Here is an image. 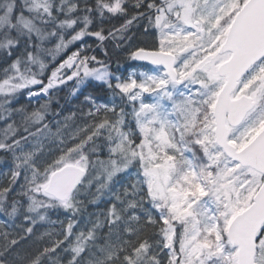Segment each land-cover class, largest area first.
Returning <instances> with one entry per match:
<instances>
[{"label": "snow or ice", "instance_id": "6c2138e0", "mask_svg": "<svg viewBox=\"0 0 264 264\" xmlns=\"http://www.w3.org/2000/svg\"><path fill=\"white\" fill-rule=\"evenodd\" d=\"M0 64V264H264V0H0Z\"/></svg>", "mask_w": 264, "mask_h": 264}, {"label": "trees", "instance_id": "16d2710c", "mask_svg": "<svg viewBox=\"0 0 264 264\" xmlns=\"http://www.w3.org/2000/svg\"><path fill=\"white\" fill-rule=\"evenodd\" d=\"M113 23L114 24H118L119 21H113ZM87 43L95 45L96 41H94L93 39H89L87 41ZM106 46L107 47H111V45H106ZM89 54L90 55H96L98 58H101V59L103 58V55H104L103 52L99 48H97L94 52H91ZM57 60H59V59H57ZM55 63H57V61L53 62V64H55ZM122 63H123V61H122ZM3 66L4 65L0 64V67H3ZM133 66H135V64L132 63V62H129L128 64H125V69H126L125 74H127V72L129 71L130 67H133ZM91 91H93V89L88 88V89L85 90V94H87L88 92H91ZM68 92H69L68 88H63L62 91L54 94L55 100L59 101V106H61L60 110L62 111L63 115H68L70 112L76 111L77 108L81 105V102L83 101V95H80L78 97H72V96L68 95ZM98 95L102 99L110 98V97H106L105 93L102 92V91L99 92ZM37 102H38V104H37L36 107H38L39 104L44 103L43 100H40V102L39 101H37ZM19 104H24L25 106H27L29 108V110H31L33 107H35L33 101L29 102L27 100L26 94H24V95L19 97ZM56 107H57V105L55 104V101H54L53 108H56ZM59 118L60 117H58V119ZM10 164H11V162L9 160L7 163L0 165V172L5 171L8 167H10ZM104 207H105V204L103 202H101L100 208H104ZM94 210L95 209H90V211H94ZM58 218L63 219L62 216L61 217H57L56 215H52V219L53 220H56ZM51 228H52V226L44 225V226L39 228L37 234L39 235V233L45 232L47 230H51Z\"/></svg>", "mask_w": 264, "mask_h": 264}, {"label": "rangeland", "instance_id": "374dc122", "mask_svg": "<svg viewBox=\"0 0 264 264\" xmlns=\"http://www.w3.org/2000/svg\"><path fill=\"white\" fill-rule=\"evenodd\" d=\"M59 59V58H58ZM59 62V60H57V63ZM134 67H136V65L135 66H133V67H130V69H129V71H131V69L132 68H134ZM39 102H40V100H39ZM33 103H34V106L36 107L37 106V104H38V102L37 101H33ZM47 226H51V225H47Z\"/></svg>", "mask_w": 264, "mask_h": 264}]
</instances>
